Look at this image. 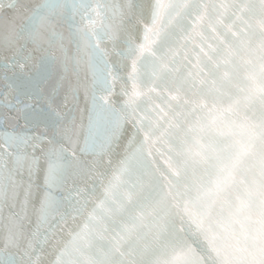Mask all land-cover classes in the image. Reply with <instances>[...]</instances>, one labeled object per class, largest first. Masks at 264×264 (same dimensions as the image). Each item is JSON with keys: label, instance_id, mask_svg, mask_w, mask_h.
Returning a JSON list of instances; mask_svg holds the SVG:
<instances>
[{"label": "water", "instance_id": "water-1", "mask_svg": "<svg viewBox=\"0 0 264 264\" xmlns=\"http://www.w3.org/2000/svg\"><path fill=\"white\" fill-rule=\"evenodd\" d=\"M0 264H264V0H0Z\"/></svg>", "mask_w": 264, "mask_h": 264}]
</instances>
